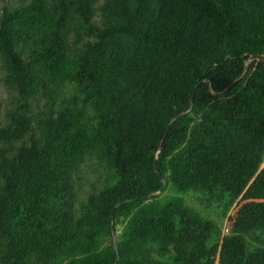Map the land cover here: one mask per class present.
<instances>
[{
  "label": "trees",
  "instance_id": "obj_1",
  "mask_svg": "<svg viewBox=\"0 0 264 264\" xmlns=\"http://www.w3.org/2000/svg\"><path fill=\"white\" fill-rule=\"evenodd\" d=\"M253 54L264 0L1 5L0 264H264ZM84 165L96 181L80 199Z\"/></svg>",
  "mask_w": 264,
  "mask_h": 264
},
{
  "label": "rangeland",
  "instance_id": "obj_2",
  "mask_svg": "<svg viewBox=\"0 0 264 264\" xmlns=\"http://www.w3.org/2000/svg\"><path fill=\"white\" fill-rule=\"evenodd\" d=\"M14 0H0V6L3 5L4 3L7 2H11ZM2 69L0 67V101L2 103L3 108L5 107L8 98H9V94L2 82ZM264 165V162H263ZM83 172H82V176L80 179H77V186H78V198H84L86 192L88 191V189H90L91 183L96 181V173L93 172V170L91 169L90 166L84 165L82 168ZM173 191V186H169L168 189L166 190V193H169ZM181 196H185V194H181ZM189 202L194 205L196 208H198V210L203 211L206 215L212 217L213 219H216L219 221V225L221 226V230L222 232L225 234L227 233V227H226V218H220V214L212 211V205H215V209L217 208L218 211H220L218 205L216 204H211L209 207L206 203V201L202 198L199 197L198 198H193L190 199ZM232 210V209H231ZM230 214V212H229ZM220 219L221 222H220ZM260 234V233H259ZM262 237L264 238V234L262 235ZM251 239L250 237L248 238V240ZM262 246H264V239H263V243Z\"/></svg>",
  "mask_w": 264,
  "mask_h": 264
},
{
  "label": "water",
  "instance_id": "obj_3",
  "mask_svg": "<svg viewBox=\"0 0 264 264\" xmlns=\"http://www.w3.org/2000/svg\"><path fill=\"white\" fill-rule=\"evenodd\" d=\"M255 59H260V60H263V61H264V57H263V56L256 55V54L250 55V56L245 60V63H244V65H245V67H244V72L246 71V68H247V64H248V62H250V61H252V60H255ZM244 72H243V73H244ZM192 105H193V100L191 99L189 108H188L186 111L181 112V113H179L178 115H176L175 117H173V119H175V118H176L177 116H179V115H182V114H185V113H189V112L191 111V109H192ZM173 119H172V120H173ZM163 141H164V138L161 140V143H160V145H159V147H158V150H157V152H156V157H157V155H158V153H159V150L161 149V146H162ZM263 167H264V165H263V163H262L261 166H260V168L258 169L257 173H258ZM155 170L157 171L156 166H155ZM257 173H256V174H257ZM255 176H256V175H255ZM253 179H254V177L251 179L250 182H252ZM161 180H162V187H161L159 190H157V191H152V192H150V193L147 195V197H151V196H153L154 194H157V193H159V192H161V191L163 190L164 186L166 185V179H165L163 176H161ZM140 198H141V197H140ZM140 198H139V199H140ZM135 199H137V198H128V199H125V200L118 201V202L115 204V207H117V206H119V205H121V204H124V203H126V202L133 201V200H135ZM111 237H112L113 244H114V246L116 247V243H115L114 219H113V218H112V223H111ZM118 258H119V256L117 255V259H118ZM217 262H218V259H217Z\"/></svg>",
  "mask_w": 264,
  "mask_h": 264
}]
</instances>
